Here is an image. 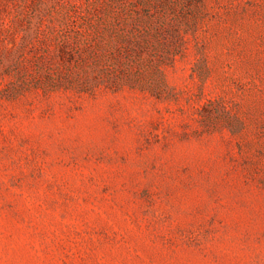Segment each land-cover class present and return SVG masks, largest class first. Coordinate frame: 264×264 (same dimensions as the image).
Instances as JSON below:
<instances>
[{
	"label": "rangeland",
	"instance_id": "rangeland-1",
	"mask_svg": "<svg viewBox=\"0 0 264 264\" xmlns=\"http://www.w3.org/2000/svg\"><path fill=\"white\" fill-rule=\"evenodd\" d=\"M0 264H264V0H0Z\"/></svg>",
	"mask_w": 264,
	"mask_h": 264
},
{
	"label": "trees",
	"instance_id": "trees-1",
	"mask_svg": "<svg viewBox=\"0 0 264 264\" xmlns=\"http://www.w3.org/2000/svg\"><path fill=\"white\" fill-rule=\"evenodd\" d=\"M55 29L56 28L52 27L51 33L43 34V37L39 40V42H41L42 44H44V46H46L47 51H41L37 55L36 59L40 67L42 69L43 68L47 69V72L44 76L41 77L39 75L36 78V80L34 81V85L36 87H40V86L58 87L59 85L68 87V77L70 74L68 72H62L60 73L61 75H56L52 73L51 69H52L53 59L57 58L64 65L68 66L71 64V61L75 57V54L77 52L80 61L83 62L82 64L84 65V63L86 62L85 60L87 58V55L82 50L83 45L88 46L87 45L88 43H86L87 38L84 35V30H82L80 27L74 24H68V23H65V25H61L60 28H57V30ZM15 37H16V33H14L13 31L11 34L10 42H13ZM136 44L137 45H135L133 50L130 49L134 58L140 57V53L142 51V47L140 46V44L138 43ZM50 48H54V50H52L54 58L49 55ZM78 48H80V50ZM114 56L117 57V55ZM19 62L21 63V61L20 60L18 61V59L14 60V62L10 67L13 70L14 68L18 70L22 69V66H20L21 64ZM106 62L107 59L104 60L103 65H99L101 69H97L96 71L97 75H101L103 77L106 74L104 71L106 70L105 69ZM94 66L95 68H97L98 64L95 63Z\"/></svg>",
	"mask_w": 264,
	"mask_h": 264
}]
</instances>
